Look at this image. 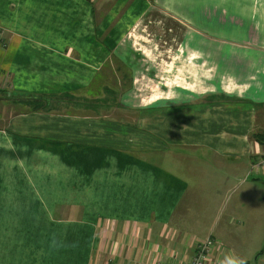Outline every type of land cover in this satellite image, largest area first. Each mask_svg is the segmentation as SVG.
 <instances>
[{
	"label": "crops",
	"instance_id": "crops-1",
	"mask_svg": "<svg viewBox=\"0 0 264 264\" xmlns=\"http://www.w3.org/2000/svg\"><path fill=\"white\" fill-rule=\"evenodd\" d=\"M153 28L171 33L157 61L129 43L132 33L147 44ZM254 133L264 0H0V192L6 161H27L13 187L33 193L47 225L23 231L9 214L6 236L27 247L4 244L0 264L188 263L209 237L225 253L205 264H264V207L253 224L239 201L204 197L212 176L264 177L252 171L264 155Z\"/></svg>",
	"mask_w": 264,
	"mask_h": 264
},
{
	"label": "rangeland",
	"instance_id": "rangeland-1",
	"mask_svg": "<svg viewBox=\"0 0 264 264\" xmlns=\"http://www.w3.org/2000/svg\"><path fill=\"white\" fill-rule=\"evenodd\" d=\"M171 28L172 27L170 26V29ZM156 31H157V28H153L152 33L150 34V38L149 39L145 38L147 41V44L141 42L140 38H137L135 34H133L132 36V33H131L130 35L129 43L133 44L135 49H139L140 51L143 52L144 57L143 56L141 57L145 60L149 59L150 61H157V58H160L163 56V52H165L164 50H167V47L164 43V41H166L164 37H168L167 35L168 34L171 35V33L166 32L165 34H163V32L160 31L158 33L160 36H155L154 34H156ZM136 33L138 34V32ZM152 36H154V38H152ZM153 49L154 51L150 52V50H153ZM168 60L169 58L165 59V61H168ZM139 80L140 81H138V83L140 82L141 83L138 85V88L140 89L141 92L143 91L146 92L147 90L151 91V89H155L152 82L146 81V79H143V80L139 79ZM130 146L131 145H129L128 147L130 148ZM136 149L137 148H134L132 150L134 151ZM5 155L6 154H4V156ZM25 162L27 161L25 160L6 161L7 167L5 168L6 169L5 179H6V184L10 186L6 188V191L2 193L0 192V199H2L4 202V204L0 205V249L4 246V244H6L4 248H9V247L26 248L27 247V242H25L26 240L18 239L16 238V236L14 237L15 239H12V236H9V237L6 236L5 228H8L9 225L6 224L5 222H8L10 220L14 221V218L22 220L23 222H25V223H22L23 231H27V232H31L32 231L31 228L33 226L35 227V225H36L37 231L43 230L47 226L46 223H43L41 219H39V216H41L39 212L41 213V211L44 208L34 207V204L36 202L33 200V193H30V195L28 196L26 194H23L22 193L23 191L19 192V189H15L13 187L15 185H18L21 182V181L16 180V176H20L23 178L25 176L23 175L24 174L23 171L27 172V163L24 165ZM7 163H11V164L7 165ZM14 163H16V166L12 167L11 165H13ZM0 169H1V166H0ZM197 170L198 172L203 171V169L201 168H198ZM14 171H16V173ZM224 171L227 172L225 168H224ZM7 173L10 174L8 175V177H6ZM12 173L13 174L15 173V174L12 175ZM232 178H235V177L228 178V185L222 186L219 184L217 176H212L211 191L206 192L204 197L206 198L207 202L210 204L215 205L216 203H218V201H220L221 206L225 205L226 207L228 205H231L232 203L235 204L236 201H239L240 204H242V206L245 208V211L250 213L251 218H252L251 221L253 220V224H254L256 222L258 215L260 214V208L264 207V177L253 176L252 179H254V182H252V180L249 179L242 186H239L238 185L239 183L235 185V183L231 180ZM25 181H26L25 183L28 184L27 179ZM25 200L28 201L32 205L31 208H26L24 206L23 208L20 206V204L22 205L24 204ZM29 210H33L34 212L32 214L35 216L31 215L29 213ZM213 210H215V208H213ZM9 214L12 216L14 215V218L10 217ZM28 214H30L31 217H28ZM21 215H23V217ZM13 223L14 225H13L12 232L14 233L15 231H18L21 225L16 224L15 222ZM188 226H191L190 222ZM253 227L254 225H252L249 228V231L247 234L250 236V240H253L255 237V234L253 232ZM262 239H264V236ZM231 241L233 242L236 248L239 247V243L237 241L234 242L232 239ZM241 241H243V237ZM249 243L250 242H247V245H249ZM223 253H225V250H223ZM245 258H248V257H245ZM246 260H248V263H244V264H254L253 257L246 259Z\"/></svg>",
	"mask_w": 264,
	"mask_h": 264
},
{
	"label": "built area",
	"instance_id": "built-area-1",
	"mask_svg": "<svg viewBox=\"0 0 264 264\" xmlns=\"http://www.w3.org/2000/svg\"><path fill=\"white\" fill-rule=\"evenodd\" d=\"M252 171L256 173H264V155H262L258 163L252 167ZM215 248L220 250L221 253H223V250H225L224 247H222L220 244L215 243V241L209 237L196 244L192 259L188 263L178 264H205L208 260L210 253Z\"/></svg>",
	"mask_w": 264,
	"mask_h": 264
},
{
	"label": "trees",
	"instance_id": "trees-1",
	"mask_svg": "<svg viewBox=\"0 0 264 264\" xmlns=\"http://www.w3.org/2000/svg\"><path fill=\"white\" fill-rule=\"evenodd\" d=\"M24 98L27 100V102L30 104H38V106H41L42 100H45V97L43 96H24ZM36 108V107H35ZM251 138L258 144L264 147V134L263 133H254ZM261 254V253H259Z\"/></svg>",
	"mask_w": 264,
	"mask_h": 264
},
{
	"label": "clouds",
	"instance_id": "clouds-1",
	"mask_svg": "<svg viewBox=\"0 0 264 264\" xmlns=\"http://www.w3.org/2000/svg\"><path fill=\"white\" fill-rule=\"evenodd\" d=\"M220 264H244V261L242 259H238L234 256L228 255L220 261Z\"/></svg>",
	"mask_w": 264,
	"mask_h": 264
}]
</instances>
